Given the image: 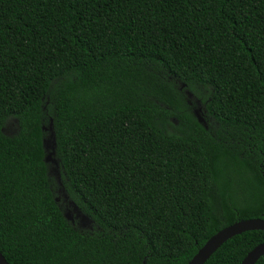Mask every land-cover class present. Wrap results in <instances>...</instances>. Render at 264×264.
<instances>
[{
  "label": "trees",
  "instance_id": "16d2710c",
  "mask_svg": "<svg viewBox=\"0 0 264 264\" xmlns=\"http://www.w3.org/2000/svg\"><path fill=\"white\" fill-rule=\"evenodd\" d=\"M251 218H264V0H0L9 264H187ZM261 243L245 231L205 264Z\"/></svg>",
  "mask_w": 264,
  "mask_h": 264
},
{
  "label": "water",
  "instance_id": "95a60500",
  "mask_svg": "<svg viewBox=\"0 0 264 264\" xmlns=\"http://www.w3.org/2000/svg\"><path fill=\"white\" fill-rule=\"evenodd\" d=\"M46 129V127H44ZM52 130V127H50ZM46 161H52L56 167H58L57 161L52 158V153L46 156ZM58 200V198H57ZM73 212L77 213V217L80 216V212L77 206H74V209L71 210L67 208L65 212V217L68 220L74 222ZM84 220V217H82ZM248 230H264V218H251L237 221L217 233L211 236L206 243L198 250L194 257L187 264H205L209 257L228 239L234 237L237 234H241ZM264 255V243H261L254 247L243 259L241 264H256L261 256ZM0 264H9L5 256L0 250Z\"/></svg>",
  "mask_w": 264,
  "mask_h": 264
}]
</instances>
